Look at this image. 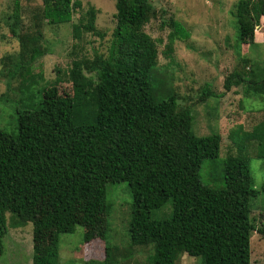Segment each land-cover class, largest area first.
<instances>
[{
	"label": "trees",
	"instance_id": "trees-1",
	"mask_svg": "<svg viewBox=\"0 0 264 264\" xmlns=\"http://www.w3.org/2000/svg\"><path fill=\"white\" fill-rule=\"evenodd\" d=\"M42 3L33 33L19 32V0L10 18L22 49L19 57H11V79H21L25 91L37 84L33 63L47 54L40 27L69 24L82 8L74 0ZM116 11L108 54L75 56L72 94L44 97L38 90L20 100L16 130L0 129V258L10 214L14 228L33 224L32 264H59L60 237L77 227L84 229L83 242H106L105 259L93 264H121L118 248L107 239V187L127 183L133 199L129 245L151 247L149 264H177L182 255L201 264H251V235L256 231L264 239V227L257 228L250 216L257 192L247 148L257 144L255 158L264 160V107L262 121L251 132L242 138L234 134L238 152L226 157L224 187L205 185L202 165L219 157L222 137L196 135L190 109H182L178 96L166 89L168 77L159 70L162 41L145 32L154 13L152 0H116ZM232 15L235 52L248 65L242 48L258 46L264 0H239ZM96 20L97 11L90 8L73 26L74 38L81 41L90 33L104 39ZM169 26L164 55L171 59L176 41L190 33L179 22ZM245 74L234 71L225 90L243 86L247 98L258 97L264 104V70ZM211 95L207 90L204 98ZM169 202L171 218L153 219V212Z\"/></svg>",
	"mask_w": 264,
	"mask_h": 264
},
{
	"label": "rangeland",
	"instance_id": "rangeland-1",
	"mask_svg": "<svg viewBox=\"0 0 264 264\" xmlns=\"http://www.w3.org/2000/svg\"><path fill=\"white\" fill-rule=\"evenodd\" d=\"M16 0H0V129L12 134L17 127V113L23 110L22 98L33 97L38 90L44 97L72 94L71 66L78 54L93 57L94 52L107 55L116 28V0H74L82 4L71 23L51 27L46 23L41 46L47 54L32 65L37 84L30 91L21 89V79H11L14 66L11 57L22 53L19 41L13 37L10 26ZM22 7L21 34L33 33L35 15H41L42 0H19ZM239 0H152L154 13L145 32L159 44V70L168 77L166 89L178 96L182 109L189 108L194 118V131L198 136L218 133L222 137L219 157L206 161L201 168L203 183L214 189L224 187V162L229 155H236L238 146L234 134L243 137L257 126L263 117L264 104L258 97L247 98L244 87L226 91L224 84L234 71L264 70V18L257 28L258 46H243L242 54L250 61L244 64L235 52V5ZM90 8L97 11V28L106 37L101 39L90 33L81 41L74 38L73 26ZM171 21L182 24L190 36L176 41L174 54L166 58L164 51L171 32ZM44 40V44H43ZM244 75V76H245ZM39 76V78H38ZM209 90L212 95L204 98ZM257 144L252 142L247 152L254 178L256 197L250 202L251 220L257 228L264 227V160L256 157ZM107 203L111 206L108 217V241L117 247L121 264H149L151 247H130L129 227L132 218V193L127 183L109 184ZM173 213L172 202L152 214L155 220H167ZM8 234L4 238V254L0 264H32L36 238L32 223L14 228V218L7 214ZM84 229L77 227L74 234L60 237L59 264H93L106 257V242L97 238L83 242ZM48 244L42 247L45 250ZM177 264H201V259L182 255ZM251 264H264V239L256 231L251 235Z\"/></svg>",
	"mask_w": 264,
	"mask_h": 264
}]
</instances>
